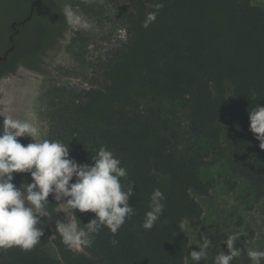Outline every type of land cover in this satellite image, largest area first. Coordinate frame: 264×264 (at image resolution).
Listing matches in <instances>:
<instances>
[{"label":"trees","instance_id":"obj_1","mask_svg":"<svg viewBox=\"0 0 264 264\" xmlns=\"http://www.w3.org/2000/svg\"><path fill=\"white\" fill-rule=\"evenodd\" d=\"M118 9L125 40L104 57L84 60L77 39L69 47L87 63V87L49 92L46 139L68 144L78 163H94L91 157L104 146L127 170L121 183H135L128 203L136 214L115 237L103 227L91 247H81L95 264H185L188 239L178 224L187 218L192 229L201 225L203 211L192 193L206 196L213 186L200 177L207 159L226 162L231 178L249 186L264 221V149L249 130V110L264 106V6L252 0H130ZM150 12L158 14L145 28ZM231 178L225 181L229 190L236 186ZM157 188L164 211L144 230ZM73 211L81 226L95 217ZM205 235L212 246L200 264H213L227 252L229 234L215 227ZM234 247L241 255L231 264H252L240 237ZM0 264L62 262L46 228L30 251L0 249Z\"/></svg>","mask_w":264,"mask_h":264},{"label":"rangeland","instance_id":"obj_2","mask_svg":"<svg viewBox=\"0 0 264 264\" xmlns=\"http://www.w3.org/2000/svg\"><path fill=\"white\" fill-rule=\"evenodd\" d=\"M129 1L0 0V57L13 47L7 58L0 62V114L12 115L17 119H25L31 115L32 122L40 130L36 140L42 142L46 139V102L49 92L58 87L74 90L87 87V63H83L82 59L81 64L69 47L77 39L76 48L82 53L84 60L92 62L104 57L125 40L118 8ZM252 2L255 6H264V0ZM65 4H70L92 27L84 30L68 25L61 12ZM29 16L30 19L25 24L17 25ZM52 17H55L53 23ZM13 23L18 30L16 33ZM3 119L0 116V126ZM18 140L23 145L34 142L27 135ZM27 175L13 173V183L19 186L25 181L30 182ZM200 177L205 182L212 180L213 186L206 196L192 193L202 208L203 215L197 229H192L189 225L183 229L188 239L185 264H192L188 254L192 250H198L201 235L215 227L229 235L240 237L248 250H264V221L259 212L260 205L250 195L249 186L240 179L231 178L229 166L224 161L207 159L200 169ZM229 178L236 182L233 190H229L225 184ZM48 199L55 205L51 195ZM68 215L74 219L70 212ZM64 216L63 212L57 214L59 219ZM48 228L55 253L62 264H95L82 248H69L58 235L53 236L54 222Z\"/></svg>","mask_w":264,"mask_h":264},{"label":"clouds","instance_id":"obj_3","mask_svg":"<svg viewBox=\"0 0 264 264\" xmlns=\"http://www.w3.org/2000/svg\"><path fill=\"white\" fill-rule=\"evenodd\" d=\"M163 5H157L161 8ZM68 25L88 30L91 23L77 14L70 4L61 9ZM157 12H150L144 22L147 28L156 20ZM0 126V249L19 247L23 251L32 250L45 229L54 222L53 236H59L69 248L91 247L95 234L103 227L115 234L124 225L126 218L136 214L129 205L130 197L135 195L134 182L121 183L127 177V170L121 166L120 159L106 147L101 146L94 162L78 163L70 158L68 144L57 140L44 139L38 142L39 128L32 122V116L25 119L3 115ZM249 130L264 149V106L255 105L249 110ZM33 138L34 142L23 145L18 138ZM13 173H27L30 182L19 186L13 183ZM56 203L51 204L49 196ZM164 194L157 188L150 197L149 210L144 215L142 228L151 230L164 211ZM73 210L92 212L95 217L81 226L72 219ZM65 213L63 219L58 213ZM76 217V216H75ZM188 225L187 218L178 224L183 230ZM236 235L227 236L224 243L227 252L221 251L213 260V264H231L234 258L241 255V249L235 248ZM113 246L119 241L113 238ZM198 250L188 254L192 264H199L205 259L212 241L201 235ZM247 256L252 264L264 261V250H249Z\"/></svg>","mask_w":264,"mask_h":264},{"label":"water","instance_id":"obj_4","mask_svg":"<svg viewBox=\"0 0 264 264\" xmlns=\"http://www.w3.org/2000/svg\"><path fill=\"white\" fill-rule=\"evenodd\" d=\"M31 13H32V11H31ZM30 16H31V14H30ZM30 16H29L28 18L24 19L23 21H21L20 23H18L17 25L25 24V23L30 19ZM15 26H16V24L13 23V24H12V27H13L14 29H15ZM10 41H12V36L10 37ZM12 48H13V47L9 48V49L5 52L4 56H3V57H0V62H1L2 60H5V59L7 58V55H8V53L12 50Z\"/></svg>","mask_w":264,"mask_h":264},{"label":"flooded vegetation","instance_id":"obj_5","mask_svg":"<svg viewBox=\"0 0 264 264\" xmlns=\"http://www.w3.org/2000/svg\"><path fill=\"white\" fill-rule=\"evenodd\" d=\"M14 29V28H13ZM15 30V32L14 33H16L18 30L17 29H14Z\"/></svg>","mask_w":264,"mask_h":264}]
</instances>
